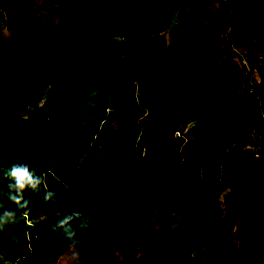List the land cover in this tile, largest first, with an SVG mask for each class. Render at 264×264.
Returning a JSON list of instances; mask_svg holds the SVG:
<instances>
[{
    "label": "trees",
    "instance_id": "trees-1",
    "mask_svg": "<svg viewBox=\"0 0 264 264\" xmlns=\"http://www.w3.org/2000/svg\"><path fill=\"white\" fill-rule=\"evenodd\" d=\"M43 1L0 0V8L21 12L11 26L18 33ZM161 1L158 8L157 0H84L73 6L77 16L68 23L69 33L57 39L71 51L53 62L58 67L43 70L26 59L15 69L4 63L13 82L5 96L0 93V264H56L69 245L78 247L87 264H211L191 252H211L225 243L241 209L247 234L238 246V264L254 253L264 234V140H258L264 75L257 82L262 90L245 86L239 93L235 75L238 66L254 71L251 60L256 63L262 52L253 38L264 32V0H220L224 43L191 33L190 21L211 14L203 4L195 11L184 0ZM229 25L245 42L232 51L229 59L239 64L227 72L220 70L227 58L219 55L234 44ZM47 45L39 44L45 57L51 52ZM189 52L193 58L184 64ZM51 85L58 87L54 104L39 117L42 94ZM144 110L136 138L132 119ZM197 111L202 117L182 143L175 135L179 123ZM246 142L251 149L242 148ZM231 147L244 180L234 210L222 217L218 193L228 188ZM88 154L90 163L121 162L106 182L93 184L85 166L78 171ZM13 169L26 174L23 187ZM161 187L166 193L159 201ZM153 208L183 210L186 222L157 243L153 257L140 259L135 254L147 242L136 225L146 226ZM257 263L264 264V241Z\"/></svg>",
    "mask_w": 264,
    "mask_h": 264
},
{
    "label": "rangeland",
    "instance_id": "rangeland-1",
    "mask_svg": "<svg viewBox=\"0 0 264 264\" xmlns=\"http://www.w3.org/2000/svg\"><path fill=\"white\" fill-rule=\"evenodd\" d=\"M83 1L84 0H44L40 5L39 11L30 18L25 27L19 30L18 33H14L11 30V26L13 20L18 21V17L21 15V12L16 15H11L8 11L0 8V93L2 92L3 96H5L6 91L11 90V88L8 89L9 86L12 87V84H10V81H12L10 70L9 72L4 70L5 62H8L7 65L10 66V68L13 67L15 69L17 65L21 64L23 59H26L32 65H35V67H43V70H47L50 66L58 67L60 65L53 62L55 60H57V62L62 60V53L69 54L71 52L69 47L65 48L62 43H58L57 39H59V37L63 38L69 33L67 30L71 28L73 23L71 25L68 23L71 21L73 16H77L72 10L73 6L78 5L80 7ZM3 2H5L6 5L7 3H10L9 0H3ZM157 2L158 8H161L162 1L157 0ZM198 3L203 4L205 8L211 11V14L202 20L190 21L189 28L191 33L200 41L224 43L225 28L220 26V16L222 11L220 0H184L183 6H193V9L196 11L199 8L197 5ZM67 8H69L72 14L67 12ZM168 12L171 15L172 22H175L176 11L172 6L168 7ZM226 30L231 33L234 44L228 47V50L224 53H221L222 55L220 54L219 57L227 58L220 70L229 72L232 70L233 64H239V60L234 61L233 63L229 59L232 57V51L236 50L238 52L239 45L245 41L243 35L239 31L235 30L233 26L231 27V25H229ZM44 33L47 34V39L43 38L45 36ZM253 40L260 45L262 52L257 56L256 63L258 62V64L255 63L254 59L251 60L254 63V68L252 69L254 71H251V73L243 72L238 66L235 75L238 80L236 93L242 92L245 89V86H248V88L252 90L253 85L255 91L258 92L262 90L261 86H259L257 82L264 75V66L260 63L261 61H264V32L255 36ZM42 43L48 44L47 47L51 49V52L49 55H46V57L45 53H43V49H40L39 46V44ZM192 58L193 52L187 53L183 59V63L186 64L190 62ZM243 58L245 59V56H243ZM214 63V60L209 63L210 68L213 67ZM12 71L15 75L16 72L14 70ZM208 74L209 69L207 71L204 70V73L201 76L206 77ZM57 91L58 87L56 85H51L42 94L43 105L39 112V117H43L47 114L50 106L54 104L51 97L54 93H57ZM164 110L169 111V106H165ZM146 113L147 110H144L143 114L132 119L133 123L139 128L136 138L141 131V126L138 124H141V120L146 116ZM201 117L202 113L200 111L192 112L188 117H186V121L179 123L181 131L176 132L175 135L181 137L183 140L182 143L188 138V128L196 121L200 120ZM223 130V127H221L220 132H223ZM92 142H95V138ZM179 148L180 145L173 149V153L175 155L180 154ZM242 148L251 149L252 145L246 142ZM94 152L95 150L93 149L91 154ZM91 154L85 156L83 160H79L78 163H81L82 166L78 168V171L85 166L89 176V182L91 181L93 184L104 183L110 178L112 166L119 164L121 161L105 163L103 162V159L95 158L94 161L90 163L89 157ZM254 154H256V149H254ZM228 155V188L218 193V196L221 198L220 210L222 212V217L229 215L230 212L234 210L233 206L235 204V196L239 193L240 185L244 180L241 173L242 168L239 166V163L234 161L235 156L233 147L228 150ZM190 156H194L192 152L190 153ZM237 160L239 161V159ZM91 188L95 189L92 184ZM101 189L97 188L95 190L100 191ZM165 193L166 187L158 188L156 198L159 201H162ZM226 196L228 199L223 200ZM153 210L154 208L147 212V215L145 216L146 226H143L141 223L136 225V229L139 231L140 240H142V242H147L146 245L144 244L143 248L138 250L135 254V257L140 259L153 257L159 250L157 243L162 238H168L169 235H172L175 231L182 229L184 223L186 222V213L183 210L172 208H157L154 212ZM259 222L264 225V219H259ZM262 230L264 231V227ZM246 234V222L243 218L241 209L238 221L229 230L225 243L221 246H212L211 252L201 249L199 251L194 250L191 253L193 256H196L197 261L208 260L211 264H238V246L243 242ZM263 239L264 234H261L256 242L255 251L247 260L246 264H256L262 250ZM74 241H79L78 237H75ZM56 264H87V261L84 254L79 251L76 245H72L71 247L69 245L59 256Z\"/></svg>",
    "mask_w": 264,
    "mask_h": 264
},
{
    "label": "clouds",
    "instance_id": "clouds-1",
    "mask_svg": "<svg viewBox=\"0 0 264 264\" xmlns=\"http://www.w3.org/2000/svg\"><path fill=\"white\" fill-rule=\"evenodd\" d=\"M12 174H13L14 176L18 177L17 183H18V185H19L20 187H23L22 181L25 179L26 174H25V175H21V174H20L18 171H16L15 169H13ZM82 226H83V225H82ZM74 243H75V242H74ZM71 246H72V245H70V247H71Z\"/></svg>",
    "mask_w": 264,
    "mask_h": 264
},
{
    "label": "built area",
    "instance_id": "built-area-1",
    "mask_svg": "<svg viewBox=\"0 0 264 264\" xmlns=\"http://www.w3.org/2000/svg\"><path fill=\"white\" fill-rule=\"evenodd\" d=\"M248 89H249V91H251L250 88H248ZM258 136H259V139H260V140L264 139V130H263V129H260V130H259V132H258ZM255 155H256V156L259 155V149H257V148H256V154H255Z\"/></svg>",
    "mask_w": 264,
    "mask_h": 264
}]
</instances>
